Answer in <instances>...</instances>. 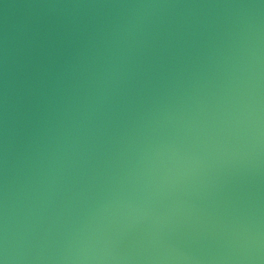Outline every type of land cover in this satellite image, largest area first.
<instances>
[{"label":"water","instance_id":"95a60500","mask_svg":"<svg viewBox=\"0 0 264 264\" xmlns=\"http://www.w3.org/2000/svg\"><path fill=\"white\" fill-rule=\"evenodd\" d=\"M0 264H264V0H0Z\"/></svg>","mask_w":264,"mask_h":264}]
</instances>
